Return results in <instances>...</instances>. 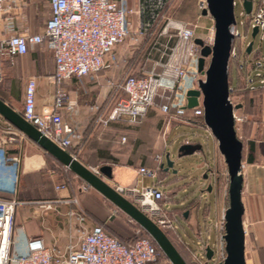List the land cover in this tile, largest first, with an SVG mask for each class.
Masks as SVG:
<instances>
[{
    "label": "crops",
    "instance_id": "0c3cea01",
    "mask_svg": "<svg viewBox=\"0 0 264 264\" xmlns=\"http://www.w3.org/2000/svg\"><path fill=\"white\" fill-rule=\"evenodd\" d=\"M157 1H159L158 3L162 2V0ZM258 1L253 0V7L258 5ZM125 3L127 7L132 9L133 13L132 19H129L132 32L130 39L139 35L143 38L149 24V18L145 17L144 14L145 0H125ZM198 4L199 1H197V9L200 8ZM201 10L199 18L197 17L192 25L200 28L201 25L198 24H202L203 27L201 26V28L204 30V36L209 38L213 30V21L207 15H202ZM48 17L49 6L47 0L36 2L16 0L0 13V39L21 33H41ZM151 18L155 20L154 22H158L161 17L156 13ZM172 24L177 25L180 23L174 22ZM161 30L162 28L154 35L153 44L134 68V72L138 71L140 74H144L151 71H160L165 60L171 57L170 48L176 40H174V43L170 42L169 35L161 38L163 35ZM259 39L258 37L257 41ZM258 43L256 47H259L260 53L264 55V43L261 45L260 42ZM253 46L252 49H255ZM135 50L136 48L133 47L132 43H121L108 55L106 59L107 67L94 75L73 78L63 83L67 103L70 102L73 108L69 110L64 105L58 111L63 122L84 135L82 147L80 149L70 148L68 149L69 153L74 154L79 161L91 169H98L105 165L111 166V178L106 180L112 187L118 190H128L132 187L140 188L153 184L164 190V187L169 186V183L164 182L165 177L159 179L155 176L154 180L148 184L145 182V176L137 173V168L140 166H149L150 156L147 155L144 160L142 158V161L140 156L133 157L131 155L134 148L140 146L135 142L134 132L141 122L152 119V113L149 112L152 107L147 110L138 123H130L123 116L118 120L111 121L106 127L90 128L95 114V107L104 103L112 85L127 73V65ZM201 51L202 48L199 51V56ZM184 57L185 44L179 42L178 49L172 56L171 62L186 66L187 61ZM198 63L196 65L192 63L191 68L195 66L198 69ZM0 70V83L3 80L2 88H0V98L16 111L21 112L22 110L24 88L28 77H34L36 80L34 95L36 109L39 110L44 105L50 106L54 103L57 89V86L51 81L54 61L44 41L33 49H29L23 56L14 57L12 60L5 56L0 57ZM250 79L251 76L248 79L249 84L255 85V82ZM181 83L183 87L187 88V91L194 88V86H189L187 77H184ZM12 85H19V92L17 88L13 94L10 89ZM156 101H158L156 104L158 106L162 100L156 97L154 103ZM245 120L250 123L246 135L251 138L249 140L246 138L249 142L248 145L246 144L242 158L241 200L244 206V257L245 264H264V94H262L260 101V110L250 112L248 116L245 115ZM242 123L243 121L240 122V124ZM9 127L15 129L0 117V130ZM236 131L239 134L237 124ZM24 142L26 143L25 146ZM215 144V140L212 138L213 150L216 148ZM182 145L195 146L196 143L184 140ZM198 147L191 153H187V155L197 153L200 150ZM11 149L15 150V147H11ZM18 151L20 165L16 198L20 203L14 213L15 245L18 251L23 249V236L40 238L45 246L55 247L62 252H66L70 248L78 247L82 236L81 230L88 231L93 226L99 225L111 230L113 216L108 206L111 204L99 193L93 189L81 191L79 186L83 182L76 176H72L71 183L67 184L68 170L59 165L56 160L55 162L50 160V163L54 166L52 172L42 170V167L48 161L46 153L28 138L24 137ZM167 155L166 149H164L163 155L158 156V167L162 163L161 159ZM109 157L115 158L116 164L107 161ZM161 173L165 175L166 172L163 170ZM46 176L50 179L55 178V192L52 191L49 182L46 184ZM62 184H65L63 188L56 189V186ZM102 200L104 205L101 207L93 206L95 201ZM79 213H82L85 217L83 222L77 218ZM187 213L188 211L185 212V218H187ZM198 216V209H196L193 220L191 217L186 222L189 228L190 226L194 229L201 227ZM197 234L203 240L208 237V235L205 236L201 232V228ZM210 240L209 235V240H205L207 241L205 250L210 247L214 251L213 259L218 256L219 246H217L216 237L214 241L215 248L210 245ZM209 262L211 263V261Z\"/></svg>",
    "mask_w": 264,
    "mask_h": 264
},
{
    "label": "built area",
    "instance_id": "2783aa9c",
    "mask_svg": "<svg viewBox=\"0 0 264 264\" xmlns=\"http://www.w3.org/2000/svg\"><path fill=\"white\" fill-rule=\"evenodd\" d=\"M15 1L0 0V13ZM167 1L169 0L160 2V9ZM47 2L49 17L42 32L15 34L0 39V57L5 56L12 60L14 57L25 55L29 49H33L43 41L46 43L54 61L51 76L52 83L57 86L54 103L50 106L44 105L37 110L34 98L36 80L34 77H28L20 114L58 147L65 150L80 149L84 142L83 133L63 122L58 111L64 105L69 110L73 108L70 102L67 103L63 83L73 78L94 75L107 67L108 55L129 34L128 8L125 0H47ZM238 3L241 5V0L238 2L234 0L235 7ZM199 6L203 9L205 0H199ZM242 11L245 16L246 13L243 9ZM248 20L250 29L255 25L258 26L256 37L262 38L264 0H259L255 7L252 5ZM196 28L187 24L173 25L169 21L162 28L161 34L169 35L176 40L170 48L171 57L165 60L160 71L147 72L141 76L129 73L123 75L112 85L104 103L95 107V114L90 125L93 128L106 127L111 121L123 116L130 123H138L147 110L155 106L156 97L162 100L158 104V109L170 119L202 118L200 104L191 109L186 107L187 88L181 83L182 79L187 77L189 86L196 88L198 80L204 78L202 71L207 66L209 54L202 56V71L195 66L191 68V64L196 65L201 57V54L199 56L201 47L195 44L194 40L200 39L204 47H210L213 30L209 38L202 39L195 33ZM179 42L185 44L186 66L171 62ZM234 119L235 123L243 121V117L237 113H234ZM23 139L24 135L11 127L0 130V264H150L155 261L156 249L149 239L140 237L126 245L108 235L100 226H93L88 231L81 230L82 236L78 247L70 248L66 252L55 247L49 248L40 238L28 236H23V249L18 251L15 245L14 213L20 203L16 198L20 165L18 150ZM11 147H15V150ZM71 155L76 158L74 154ZM92 170L98 172V169ZM157 170L158 168L150 169L141 166L137 169V173L155 178ZM64 186L65 184L58 185L56 189ZM79 187L81 191L87 190V185L84 183ZM118 191L129 198L160 229L176 230V224L170 218L164 203L163 190L152 184ZM115 211L118 210L115 209ZM77 218L82 222L85 220L82 213H79ZM126 219L136 226L129 218L126 217ZM218 226L219 221L215 228ZM208 239L207 237L206 240ZM196 244L198 250H193L187 244V248L192 249L194 261L197 264H207L206 242L197 238ZM217 257L219 260V256ZM202 258L204 260L201 262Z\"/></svg>",
    "mask_w": 264,
    "mask_h": 264
},
{
    "label": "water",
    "instance_id": "95a60500",
    "mask_svg": "<svg viewBox=\"0 0 264 264\" xmlns=\"http://www.w3.org/2000/svg\"><path fill=\"white\" fill-rule=\"evenodd\" d=\"M241 7L249 14L252 0H241ZM201 13L209 15L213 21V38L210 47H204L200 39L194 40L195 44L202 48L198 63L199 71L203 69L202 56L209 54V59L202 71L204 78L198 80L196 88L186 92V107L191 109L198 104L201 105L203 124L215 140L217 152L222 156L226 166L227 206L220 211L218 226L220 258L217 264H245L244 206L241 200L243 145L237 137L234 119L235 110L240 109L241 105L233 104L229 97V62L235 39L233 29L236 26L234 0H205V7ZM257 32L258 26L255 25L251 28V39L245 48L247 53L252 49ZM0 117L133 221L152 239L170 264H187L164 231L107 182L106 179L111 178L110 166H101L98 172H94L67 150L58 147L42 135L22 117L20 112L1 98ZM196 148L193 145H182L179 147L180 156L191 153ZM182 151L188 152L181 154ZM173 163L166 156L160 167L168 172L173 168ZM172 172L176 173V170ZM207 175L204 173L203 178H207ZM211 190L212 185L208 183L206 191ZM213 254L214 251L210 247L206 248L207 260H211Z\"/></svg>",
    "mask_w": 264,
    "mask_h": 264
},
{
    "label": "rangeland",
    "instance_id": "374dc122",
    "mask_svg": "<svg viewBox=\"0 0 264 264\" xmlns=\"http://www.w3.org/2000/svg\"><path fill=\"white\" fill-rule=\"evenodd\" d=\"M197 1L199 0H172L168 3V8H165V4L163 10L159 8V12L157 13L161 18H159L160 21L158 23V27L156 28H163L167 23H169V21L171 23L176 22L180 24L190 23L188 25L193 26L192 24H194V21L197 17L199 18V12L201 10L200 8L197 9ZM148 2L149 6L146 10H149V13L151 14L149 16H152V14L155 13L157 4L153 0H148ZM236 2H238V0H236ZM127 8L129 34L122 43L129 42L132 43L133 47L138 48L139 46L143 45L145 38H142L138 34L139 36L130 39V37L132 36V32L130 29L131 26L129 24V19H132L133 13L131 8ZM207 16L210 17L209 15ZM235 17L236 26L233 29V33L241 37L240 39L244 41V44H246L247 46L250 41V32L247 33L244 29L245 18L243 15L242 7L239 3L235 7ZM198 25H201L203 27L202 24ZM201 26L200 28H196L195 33L199 37L202 36V38L205 39L203 33L204 30L201 28ZM165 35L166 34H163L161 38H163ZM260 37L261 36H259V38ZM257 39L258 37L256 38V40H254L255 43L253 48H255V50L259 49V47H256L259 44L258 42H260V45L264 43V34H262V38H260L258 41ZM174 40L175 38L171 37L170 42L174 43ZM153 41L154 38H152L150 43L145 46L146 52L153 44ZM261 56L262 60H259L258 63L255 64L258 70H253L250 73V76L256 75L257 77V80L254 83L255 85L252 84V86L251 83L249 84L248 82L251 88L260 89L255 93H250L247 97V99L252 97V106L248 105L247 99L241 101L240 96L234 95L232 97V101L234 103L236 102L240 104L244 102L245 104L242 110H235V113L237 112L238 115H241V117H243V120L245 118L244 109L246 112H256L260 110V101L262 98V94H264V55L261 54ZM239 60H241V58ZM247 68H249V65L247 66ZM136 73L137 72H135L134 74ZM2 82L0 83V88H2ZM17 88L19 92V85L11 86L10 89L13 94L16 92ZM157 103L158 101H156L155 106H153L152 109L149 110V112L152 113V119L141 122L136 128V131L134 132L136 139L135 142L140 146H136L131 155L133 157L140 156L141 160L142 158L143 160L146 159L147 155L150 156L149 158L151 159L148 162L149 166L146 167L150 169H157L160 168L158 167V156H161V154L163 155V150L166 149V153L168 154L167 156L170 157V159L174 162L173 168L165 173L166 176L161 172H158L159 170H157V176L159 177V179L165 177L164 182L169 183V186L164 187L165 189L163 190L165 193L164 203L166 204V206L168 205V214L176 224V230H168L164 231V233L167 235L172 244L175 245L179 253H181L185 257H188L189 260L194 264H197L194 261L195 259H193L192 249L198 250L196 241L197 238H200V236H198L197 234L199 232V229L201 228V232L205 236L208 235V238L210 235L211 240L209 242L212 247L215 248V237L216 243L218 242L219 230L215 227L217 221H219L221 209L227 206V199H224L222 197L224 188L226 190L227 187L226 166L224 164L222 156H220V154L217 152V149L215 148L213 150L212 137L210 136V134H208L209 131L204 126L202 118L192 117L189 118V120H186L187 117L170 119L169 116L160 112L158 106L156 105ZM236 124L239 130V134H241L242 124H240V122H237L235 123V127ZM246 138L249 140V138L251 137L249 135L245 136L244 133L242 158L244 155L246 144L248 145L249 142L248 140H246ZM184 140H187V142L191 141L196 143L194 147L196 148L199 146L200 150L194 155L183 154L188 151H182L181 154L183 155L180 156L179 146L184 144ZM23 144L25 146L26 143L24 142ZM164 159L165 157L161 159V162H164ZM42 168V170L48 172L53 170L54 166L48 159V161ZM173 170H176V173L172 172ZM204 173L208 174L207 178H203ZM45 178L47 182L46 184H48L49 182L52 191L55 192V178L50 179L47 176ZM145 178V182H147L148 184H150L154 180L152 177ZM208 183L212 185V190L210 192L206 191ZM87 190L90 191L92 189ZM33 194L35 195L36 193ZM102 205H104L103 200L95 201L93 206L101 207ZM108 206L111 209L110 212L113 216V222L111 223L112 228L110 231L124 238L138 233L137 230L140 229L139 227H137V225L135 226L134 224L129 223L125 215L121 212L115 211V208L113 206ZM196 209H198V217L201 221V227H196L194 229L190 226L189 228L186 222L191 219V217L193 220V214ZM186 211H188V215L187 218H184L182 215L185 214ZM203 218L205 219L204 222ZM206 239L207 238L204 239V242H207L205 241ZM186 243L192 249L190 247L187 248ZM217 246H219V242L217 243ZM203 260L204 259L202 258L200 261L202 262ZM209 261H211V263ZM218 261V257L216 256L215 258L208 260L207 264H217ZM157 264L170 263L167 259L160 257Z\"/></svg>",
    "mask_w": 264,
    "mask_h": 264
},
{
    "label": "trees",
    "instance_id": "16d2710c",
    "mask_svg": "<svg viewBox=\"0 0 264 264\" xmlns=\"http://www.w3.org/2000/svg\"><path fill=\"white\" fill-rule=\"evenodd\" d=\"M153 1H155L157 6H156V9H155V13L152 14V16L155 15L156 13H158L159 12V8H160L158 6V5H160L158 3L159 1H157V0H153ZM171 1L172 0L167 1L165 8H168V5H169L168 3L171 2ZM162 2H164V0H162ZM145 6L146 7H145V10H144V14H145V17L149 18V24H148V27H147V30H146V34L144 36L145 41L143 42V45H141L138 48H136L132 58L129 60V63L127 65L128 66L127 73L132 72V73H129V74H132V75H135V76H141L142 75L138 71H137L136 74H134L135 73L134 72V70H135L134 68L143 59V57H144V55L146 53V47L145 46H147V44L150 43L151 39L155 37L154 35L159 30V28H156V27H158V23H159L160 19H159L158 22H154L155 20H152V18H151L152 16H149V15H151L149 13V10H146L148 8V6H149L148 0H145ZM163 8H162V10H163ZM145 11H147V12H145ZM244 18H245L244 19V21H245L244 22V29H245V31L247 33L251 32V29H250V26H249L248 14H246L244 16ZM155 23H157V24H155ZM240 38L241 37H239L238 35H235V39H234V43H233V50H232V54H231V58H230V62H229V97H230L231 101H232V97L234 95L235 96H240L241 97V101H244V100L247 99V97H248V95L250 93H255L258 90H260L259 88L258 89L257 88H251L249 86V84H248V79L250 78L251 71L258 70L256 68L257 66L255 64H257L259 60H262V56L260 54L259 49H257V50L251 49V51L249 53H247L246 50H245L246 44H244V41H242ZM240 58H241V60H239ZM248 65H249V68H247ZM250 80L252 82H256V80H257L256 75L251 76ZM247 100H248V105L252 106V97L248 98ZM233 104H239V103H236V102L234 103L233 102ZM240 105H241V107H240V109H238L239 111L244 108L245 104L243 102V103H240ZM244 113L247 116L250 114V112H246L245 109H244ZM249 127H250V123H248V120H245V121L243 120L241 135L238 134V132L236 131L237 137L242 142L243 146H244L243 136H244V133L246 135V133L249 131V130H247V129H249ZM90 128L94 129L91 125H90ZM90 128H89V130H90ZM67 151L70 152L69 150H67ZM46 156H47V158L49 160H52V161L55 162V160L50 155L46 154ZM107 161H109L111 164H116V159L115 158L109 157L107 159ZM58 164L61 165L60 163H58ZM107 166H109V165H107ZM158 170H159L158 172H162L163 171V169L161 167L158 168ZM72 176H75V175L68 170L67 179H66V183L67 184L71 183ZM157 177L158 176L156 174V178ZM87 189H89L88 186H87ZM223 192L224 193H223L222 197L224 199H227L226 194H225V188H224ZM182 216L185 218V214H183ZM99 226L108 235H111V236L117 238L120 242H122V243H124L126 245L131 244L135 239L140 238V237L149 239L151 241V243L153 244V246L155 247V249H156V259H155L154 262H152L150 264H157V262L160 259V257L166 259V257L158 249V247L152 241V239L141 228H139L140 230H139L138 233L133 234L130 237L124 238V237H121L119 235L114 234L112 231L108 230L106 227H104L102 225H99ZM181 256L183 257V259L185 260V262L187 264H194L192 261L189 260L188 257H185L182 254H181Z\"/></svg>",
    "mask_w": 264,
    "mask_h": 264
}]
</instances>
